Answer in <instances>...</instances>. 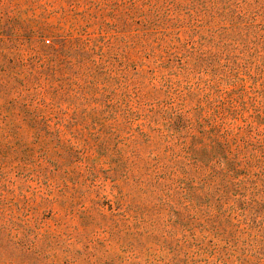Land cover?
I'll return each instance as SVG.
<instances>
[{"label": "rangeland", "instance_id": "1", "mask_svg": "<svg viewBox=\"0 0 264 264\" xmlns=\"http://www.w3.org/2000/svg\"><path fill=\"white\" fill-rule=\"evenodd\" d=\"M0 264H264V0H0Z\"/></svg>", "mask_w": 264, "mask_h": 264}]
</instances>
